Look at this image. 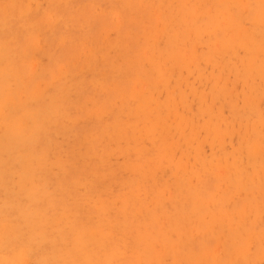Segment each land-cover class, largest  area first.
Masks as SVG:
<instances>
[{
  "label": "rangeland",
  "instance_id": "374dc122",
  "mask_svg": "<svg viewBox=\"0 0 264 264\" xmlns=\"http://www.w3.org/2000/svg\"><path fill=\"white\" fill-rule=\"evenodd\" d=\"M0 264H264V0H0Z\"/></svg>",
  "mask_w": 264,
  "mask_h": 264
}]
</instances>
